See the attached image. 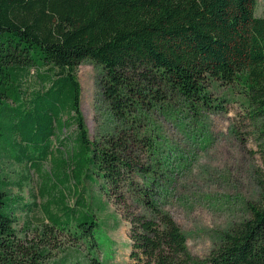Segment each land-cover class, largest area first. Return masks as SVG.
I'll return each mask as SVG.
<instances>
[{
  "label": "trees",
  "instance_id": "trees-1",
  "mask_svg": "<svg viewBox=\"0 0 264 264\" xmlns=\"http://www.w3.org/2000/svg\"><path fill=\"white\" fill-rule=\"evenodd\" d=\"M257 8L258 0H0V159L40 175L47 242L29 248L14 228L24 200L12 188L31 178L0 174V264H45L50 246L69 235L97 244L92 209L83 200L70 206L64 192L75 195L85 182L129 222L133 264H264L263 208L251 207L207 258L193 257L181 227L152 198L154 185L144 180L156 171L143 163L159 146L153 114L179 99L197 112H225L227 98H214L222 89L240 93L264 153ZM85 62L101 68L119 123L95 141L81 109Z\"/></svg>",
  "mask_w": 264,
  "mask_h": 264
},
{
  "label": "rangeland",
  "instance_id": "rangeland-1",
  "mask_svg": "<svg viewBox=\"0 0 264 264\" xmlns=\"http://www.w3.org/2000/svg\"><path fill=\"white\" fill-rule=\"evenodd\" d=\"M256 15L264 18V0H258ZM101 72L91 62L78 72L81 109L92 141L112 133L119 124L103 95ZM223 97L227 98L225 112H197L179 99L168 110L153 114L151 128L159 146L155 155L143 158L156 171L144 180L154 185L156 205L173 217L186 235L190 254L201 259L220 246L232 227L250 218L251 207L264 209V153L257 128L246 118L238 91L222 89L214 94ZM0 174L14 182L22 175L31 178L24 181L23 190L12 188V194L24 200L14 228L27 247L41 250L47 242L41 237L46 200L41 197L40 175L6 159H0ZM64 192L70 206L83 200L92 209L98 243L91 245L78 235L60 237L50 246L45 264H90V258L98 264H133L130 224L114 203L90 182L75 195L73 189ZM26 205L32 210L23 211ZM134 207L150 216L137 204Z\"/></svg>",
  "mask_w": 264,
  "mask_h": 264
}]
</instances>
